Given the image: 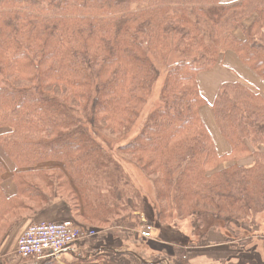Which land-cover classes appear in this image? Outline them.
Instances as JSON below:
<instances>
[{"label": "trees", "instance_id": "1", "mask_svg": "<svg viewBox=\"0 0 264 264\" xmlns=\"http://www.w3.org/2000/svg\"><path fill=\"white\" fill-rule=\"evenodd\" d=\"M228 53L256 83H225L209 104L198 75ZM165 67L158 106L119 149L153 179L152 202L95 136L129 132ZM0 147L15 168L0 157V248L25 220L71 215L59 202L83 226L135 231L141 214L175 235L190 220L198 242L167 245L170 264H190L213 231L231 242L258 228L264 0H0Z\"/></svg>", "mask_w": 264, "mask_h": 264}, {"label": "rangeland", "instance_id": "2", "mask_svg": "<svg viewBox=\"0 0 264 264\" xmlns=\"http://www.w3.org/2000/svg\"><path fill=\"white\" fill-rule=\"evenodd\" d=\"M229 55H231L233 58L236 57V55H234L233 53H228L227 55H225L223 61L218 65H216L213 69L209 71L201 72L198 75L197 79L200 90H202L201 87H203V90L206 91L207 93V94L205 93V97L207 99H208L207 95H211L214 89H220L219 86L221 84L232 83V82L246 83L248 82L247 80L251 81L249 77L246 76L245 78L244 73L240 71L241 70L240 67L236 68V65L229 61L227 57ZM172 62H175L174 57ZM213 70H215L213 73L214 75L213 79L206 77L208 76L206 74L211 73ZM248 71L251 72L250 70ZM167 72L168 69L166 67L162 69L161 77L154 88L151 98L146 103L143 109V113L140 116L139 120L137 121L136 125L133 126L129 132L112 133L108 130H105V131H99L98 133H96L95 136L97 141H99L103 145L105 151L108 154L114 156L118 161L122 163L128 176L130 177L132 183L134 184L133 186L136 188L140 196L142 197L145 196L152 202L155 200L156 197L153 179L146 177V175L134 163L132 158L128 155L120 153L119 149L136 137V135L140 132L141 128L145 124L150 113L158 106L160 91L162 89ZM236 72L238 73L236 74ZM237 75L239 76V78L243 79L244 81L243 80L240 81ZM246 84L251 85L249 83ZM251 87L254 88L253 86ZM201 93L203 95L202 91ZM214 100L215 98L213 99V102ZM210 102L212 103L211 100ZM0 157L5 161L8 171L13 172L15 169L14 165L11 163V161L4 153V151L1 149V147H0ZM242 164L249 166L252 164V160L242 161ZM2 188H3V184H2ZM16 193H17V189H16ZM57 205L59 206L53 208L54 210H56V212L65 211V212H69L71 215L68 216L66 214L61 217H57L56 215L54 216L48 215L46 217L36 218L35 220L32 218L31 221L25 220L24 222L20 223L19 226H17L14 229V231L10 235H8L5 241L2 243L1 248L3 249L0 250V262L2 264H43L45 261L48 260V259L37 260L33 258L24 259L20 257L17 252L19 239L24 234V232L34 224H54L64 221H72L85 230H90L98 233V235L93 239H97L98 237L100 238L108 231H113L115 232V234L119 233V231H124V229H116L112 227L110 228V226H103V225L100 226V225L88 224L89 226H83L77 222L79 221L83 223V221L80 218H78L74 213H71L70 209L64 208L61 205V202L57 203ZM138 217L140 219L139 222L141 223V227L138 226L137 229H135V231L127 229L126 232L128 234L127 235L128 237L126 238V242H125L126 246H124L125 248L124 250L115 252L110 248L111 246L109 245L103 246L101 245L102 244L101 243L98 249L95 250L92 248L93 250L92 252H90V257H87V253H88L87 251H86L87 253L84 254H82V252L79 253V250L83 249L84 246L83 247L78 246V247H82L78 249V252L76 253V254L79 253L78 255L68 254L69 260L67 259L68 258L67 255H62L57 260L53 259V261L56 264H106L108 261H110L111 264H136L134 263L136 258L138 264H140L142 260L146 263L153 264V261H155L156 259H161V261L158 264H170V258L172 256V252L171 250L168 249L169 247L167 248V245H170L171 243H174L176 241H180L182 234H184L187 240L191 242L193 241L198 242V236L200 237L201 235L200 233H194L195 235L194 236L192 235L190 220L176 219L179 221L177 224L178 227L181 228L183 233L180 232L174 235L171 234V232L168 231L167 229L166 230L162 229L163 230L162 231L161 229L156 227L153 223H152L153 225L149 224V222L147 223L143 215L140 214ZM257 224L259 225V227L258 228L255 227L253 229L250 228L248 224H246L245 229L241 228L238 239L232 238L233 241L231 242H234L235 245L240 249L239 250L240 253L243 252L242 254L243 257L240 259L242 264H264V216L263 215L257 217ZM147 227L152 228L149 231L151 233V238L150 239L141 238L142 240L141 242L140 240H138L140 239V232L144 230H148ZM223 231L226 235H228L227 231H226L227 233L225 232L224 229ZM248 238L250 240L253 239V241L248 242L247 241ZM183 240L184 237L182 238V241ZM240 240H244V244H239ZM157 241L158 243L160 242L161 245H158V243H156ZM222 242H225V240H222ZM195 252L197 253L198 250ZM69 255L72 256L73 259H70L72 257H70ZM112 260L115 263H112Z\"/></svg>", "mask_w": 264, "mask_h": 264}, {"label": "built area", "instance_id": "3", "mask_svg": "<svg viewBox=\"0 0 264 264\" xmlns=\"http://www.w3.org/2000/svg\"><path fill=\"white\" fill-rule=\"evenodd\" d=\"M141 232L145 239L151 238L152 228ZM98 233L85 230L72 221L54 224H34L18 241L17 252L24 259H58L62 255L76 254L83 243L92 241Z\"/></svg>", "mask_w": 264, "mask_h": 264}, {"label": "crops", "instance_id": "4", "mask_svg": "<svg viewBox=\"0 0 264 264\" xmlns=\"http://www.w3.org/2000/svg\"><path fill=\"white\" fill-rule=\"evenodd\" d=\"M227 57L231 63H234L236 65V68H238V67L241 68L240 71H242L244 73L245 78L247 76L251 79L252 82L246 79L248 81L247 83H249V84H255L256 83L255 75L253 76V74L251 72L244 69L241 66V63L239 62L237 57L233 58L231 55H229ZM214 71L215 70H213L211 73L206 74V75H208L206 77L213 79ZM237 73L238 72H236V74ZM238 78H239V76H238ZM239 80L242 81L243 79L239 78ZM232 83H234V82H232ZM221 85H223V84H221ZM220 86H219V88H221ZM201 89H202L201 91L203 92V96L206 99V101L209 104H213V99L216 98L215 96H217L216 94H218L217 92H219L218 90H220V89H214L212 91L211 95H207L209 101L205 97L206 91L203 90V87H201ZM212 96H213V98H212ZM210 100L212 101V103L210 102ZM3 190L8 197H12L15 195L16 188H15L14 182L11 178L4 181ZM126 231L127 230L119 231V233H117V234H115V232H113V231H108L106 234L102 235L100 238L98 237L97 239H93V241L83 243L81 246L82 247L84 246V248L80 249L79 253L82 252V254H84V253L88 252L87 257H90V252H92L93 249H95V250L98 249V247H100L101 243H102L101 245H103V246H108V245L111 246L110 248L112 250H114L115 252L120 251V250H124L125 249L124 246H126V243H125L126 238L128 237L127 236L128 234ZM138 240H140L142 242L141 238ZM209 240H210V244L206 248L201 249L199 255H197V257L191 261V264H242L240 259L243 257V255H242L243 252L240 253V251H239L240 249L235 245L234 242H222V240H224L223 233H218V232L213 231L210 233ZM156 243H158V241ZM133 245H135V244H133ZM158 245H161V243L159 242ZM82 247H80V248H82ZM67 257H68V255H67ZM70 257H72V256H70ZM67 259L69 260V257ZM70 259H73V257Z\"/></svg>", "mask_w": 264, "mask_h": 264}]
</instances>
